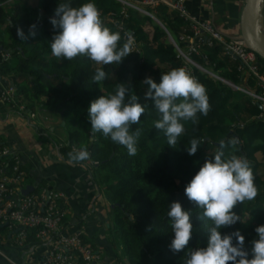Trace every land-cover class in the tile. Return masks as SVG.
<instances>
[{
	"label": "trees",
	"instance_id": "1",
	"mask_svg": "<svg viewBox=\"0 0 264 264\" xmlns=\"http://www.w3.org/2000/svg\"><path fill=\"white\" fill-rule=\"evenodd\" d=\"M60 2L67 0H0V24H6L8 37L7 43L0 42V45L16 58L14 71L24 81V86L19 84V93H23L29 110L62 113L65 119L71 116L75 119L72 123L76 122L79 130L68 128V141L61 148V154L70 160L68 154L73 149L86 148L90 153V160L83 162L95 172L97 185L101 191L105 190L108 202L113 205L114 219L109 229L112 228L120 236L124 245V258L114 251V255L109 257L120 264H185L193 249L206 247L208 229L214 225L211 221L199 219L203 209L194 207L188 201L185 188L204 162L214 157L220 142L223 140L227 145V141L233 138L239 142L235 147H225V158L235 154L249 161L258 195L253 201L238 204L233 211L241 217V221L220 231L223 235L239 230L245 237L246 249L250 250L251 242L258 238L255 228L264 225L262 103L242 96V100L236 101L237 92L195 69V79L207 89L210 111L206 116L198 115L195 123L186 122L185 133L176 147H170L164 133L154 127L158 114L152 103L144 100L147 86L142 83L147 77L159 83L162 73L184 67L167 31L150 16L140 15L133 8L128 7L127 12H123L115 0H70L73 7L94 3L104 26L120 33L121 46L130 39L133 52L121 63L106 66H97L86 57H77L72 61L58 59L52 55L50 46L58 29L53 28L50 18L55 15ZM36 10L43 11L42 17L35 16ZM147 11L156 13L176 42H180L184 34H193L189 23L168 7L159 6L157 10L148 7ZM143 21L152 25V36L144 30ZM33 25L36 35L21 41L17 29L23 28L28 34ZM256 56L259 71L264 76V60ZM194 58L235 85L244 84L245 76L239 71L240 62L224 55L220 43L215 41L212 47L206 44L201 55ZM98 67L103 68L107 78L96 83L92 77ZM120 83L130 84V94L137 95L139 102L146 106V113L132 128V131L139 128L141 132L135 156H129L125 147L113 143L102 133L91 134L88 119L90 103L101 95L114 94ZM247 84L256 88L258 95H263L264 90L258 86L256 76L252 75ZM192 138L200 141V147L195 155L190 156L186 146H190L188 142ZM176 201L190 211L194 227L189 245L174 254L169 248L174 233L167 212L170 203ZM246 215L249 219L243 222L242 218ZM84 242L90 245L86 234ZM233 243H236L235 238Z\"/></svg>",
	"mask_w": 264,
	"mask_h": 264
},
{
	"label": "clouds",
	"instance_id": "2",
	"mask_svg": "<svg viewBox=\"0 0 264 264\" xmlns=\"http://www.w3.org/2000/svg\"><path fill=\"white\" fill-rule=\"evenodd\" d=\"M50 23L58 29L50 41L52 55L58 59L72 61L86 57L97 65L106 66L121 63L133 52L132 41L128 39L121 46L120 33L104 26L101 13L92 2L79 7H73L70 0L60 2ZM34 28L35 25L28 34L23 28H18V38L27 41L29 36L34 37ZM106 78L107 73L100 67L92 77L96 83ZM142 83L147 86L144 100L150 101L158 114L154 127L164 133L170 147H176L185 133L186 122L195 123L198 115L206 116L210 111L206 87L183 67L162 73L159 83L151 77ZM130 91V84L120 83L114 94L101 95L93 100L88 108V119L93 136L102 133L113 143L125 147L129 156H135L141 132L139 128L135 131L132 128L139 124L146 113V106ZM238 142L233 138L227 141V145L235 147ZM188 143L190 146H186V151L193 156L200 147V141L192 138ZM227 145L223 140L220 142L214 157L204 162L185 188L188 201L203 209L199 219L211 221L214 225L208 229L207 246L193 249L185 264H264V225L255 228L258 238L251 242L250 250L246 249L245 237L239 230L223 235L220 231L241 221L233 211L238 204L253 201L258 195L249 161L235 154L225 158ZM68 155L76 163L90 158L86 148L73 149ZM167 217L174 233L169 248L174 254L180 253L193 236L192 216L176 201L170 203ZM152 227L149 226L150 229Z\"/></svg>",
	"mask_w": 264,
	"mask_h": 264
},
{
	"label": "built area",
	"instance_id": "3",
	"mask_svg": "<svg viewBox=\"0 0 264 264\" xmlns=\"http://www.w3.org/2000/svg\"><path fill=\"white\" fill-rule=\"evenodd\" d=\"M117 3L138 10L133 1L157 10L166 6L189 23L192 35L184 34L180 42L173 41L177 57L194 78L195 69L214 76L216 81L233 82L211 74L203 69L194 56L201 55L203 46L212 47L216 41L223 46L224 55L240 62L239 71H250L258 78V86L264 90V76L257 65V56L238 35L227 34L219 29L212 20H202L191 16L187 9V0H115ZM146 15H151L146 10ZM152 16V15H151ZM8 56V55H7ZM204 66V67H203ZM202 69V70H201ZM206 71V72H205ZM249 80V79H248ZM245 81V78H244ZM248 86V82H244ZM250 87V86H248ZM264 106V93L245 91ZM21 97L15 86H8L1 93V101L31 119L36 117L33 111L19 103ZM62 146V145H61ZM28 173L23 169L21 156L11 148L0 133V264H120L98 248L84 242L85 225L68 224L66 208L68 196L64 192L47 187L34 186L28 195L22 192ZM48 193L50 198H48ZM3 261V262H2Z\"/></svg>",
	"mask_w": 264,
	"mask_h": 264
},
{
	"label": "crops",
	"instance_id": "4",
	"mask_svg": "<svg viewBox=\"0 0 264 264\" xmlns=\"http://www.w3.org/2000/svg\"><path fill=\"white\" fill-rule=\"evenodd\" d=\"M244 3L245 0H187V9L191 16L212 20L223 32L238 35ZM149 25L152 27L150 23ZM5 30L6 24H0V42L3 44L7 43L8 38ZM12 58L10 51L0 45V133L4 141L21 156L23 169L28 173L29 183L26 181V185L42 186L45 183V187L67 194L69 198L66 208L69 215L66 222L73 225L83 223L86 237L92 240L108 259L113 260L114 258L109 257L114 255L113 248L109 241L105 240L107 207L110 203L100 202L103 192L96 183L95 172L87 163H76L62 156L61 145L63 148L68 141V132L61 133L56 129L66 125L62 113L50 114L41 111L45 114L44 120L50 121L49 125L42 127L41 124H36L35 127L33 122L30 123L28 116L19 111V107L11 108L1 101V93L6 87L13 85L19 92V84L24 86L23 79L14 71L16 61L10 63ZM18 94L21 97L19 103L28 107L27 103L23 102V93ZM50 130L59 132L57 136L61 145L53 149L48 158H44L41 154L42 144L38 142L37 137L48 138ZM109 226L110 224L108 229Z\"/></svg>",
	"mask_w": 264,
	"mask_h": 264
},
{
	"label": "rangeland",
	"instance_id": "5",
	"mask_svg": "<svg viewBox=\"0 0 264 264\" xmlns=\"http://www.w3.org/2000/svg\"><path fill=\"white\" fill-rule=\"evenodd\" d=\"M118 5V8L119 9H121L123 12H127V8H128V6H123V5H121V4H117ZM132 5H134V6H137L139 9L137 10L138 11V13L140 14V15H146V10H147V8L148 7H146V6H144L143 4H140L139 2H135V1H133V4ZM134 9V8H133ZM136 10V9H135ZM43 11H41V10H36V14H35V16H37V17H42V13ZM155 12H157V11H155ZM150 14L152 15H148V16H150L151 18L152 17H155L156 19H158L157 17H156V13H153V12H150ZM153 19V18H152ZM159 20V19H158ZM155 21V20H154ZM160 21V20H159ZM156 22V21H155ZM161 22V21H160ZM157 23V22H156ZM162 23V22H161ZM158 24V23H157ZM143 28H144V30L146 31V32H148L151 36L153 35V33H154V30H153V28L149 25V23L148 22H146V21H143ZM169 40H170V42L171 43H173V40L172 39H170L169 38ZM258 60V59H257ZM15 61H16V58L15 57H13L12 59H11V61H10V63H15ZM258 63V62H257ZM97 65V64H96ZM97 66H100V65H97ZM204 67V66H203ZM203 69H205L206 71H208V72H210L211 74L213 73V74H215L216 76H220V75H218V74H216L215 72H214V70L212 69V68H210V67H204ZM202 70V69H201ZM205 71V72H206ZM250 75V71H245V81L244 82H248V79H249V76ZM210 77H212V76H210ZM214 77V76H213ZM212 77V78H213ZM214 80H217V79H215L214 78ZM223 84H225V85H227V86H229L233 91H235V92H237L236 93V96H235V100L236 101H240V100H242L241 99V96L244 98V97H246V99H248V98H252V99H254L255 100V98L254 97H252V96H250L249 94H247L246 92H243L242 91V89H244L245 91L247 90V91H251V92H253L254 93V91H256V88H252V87H248L245 83L242 85V86H237V85H233V84H231L230 82H224V81H221ZM19 93V92H18ZM23 102H25V101H23ZM34 113L36 114V117L35 118H33V119H31V121L33 122V126H37L36 124H41L42 125V127H46V126H48L49 125V122L50 121H45L44 120V115L45 114H43L41 111H39L38 109H36L35 111H34ZM64 119V121L65 122H67L68 124H67V126L66 125H64V127H56V129H58V131L59 132H61V133H64L65 131H67L68 132V128H69V130H77L78 129V126H77V123L75 122L74 124L72 123V120H75L72 116L71 117H68V118H63ZM67 127V128H66ZM79 130V129H78ZM55 132V131H54ZM53 131H49V139L46 137V136H44V137H41V136H38L37 137V139H38V142L40 143L41 142V147H42V156L44 157V158H48V155H50L51 153H52V150L53 149H56L57 147H60V145H61V141L59 140V138H58V136H57V134L59 133V132H55L54 133ZM51 145V147H48L49 145ZM61 148H62V146H61ZM90 164H92V163H90ZM88 167L90 168V165H88ZM28 183H29V181H27ZM26 182V183H27ZM32 181H30V183H31ZM33 183V182H32ZM40 187H45V183L42 185V186H40ZM103 191V198L102 199H100V202L102 203V202H107L108 204H109V202H108V200H107V194H106V192H105V190H102ZM105 192V193H104ZM105 198V199H104ZM69 215V214H68ZM113 219H114V212H113V205H110V206H108L107 207V218H106V220L108 221V224H113ZM249 219V216H244L243 218H242V220H243V222H246L247 220ZM109 221H110V223H109ZM108 224L105 226V228L107 227V231H106V235H105V240H107V241H109V243L113 246V251L115 252V253H117L118 255H119V257L120 258H124L125 257V252H124V245H123V242H122V239L120 238V236H118L115 232H114V230L112 229H108ZM88 241H89V244L91 245V246H94L95 247V244L93 243V241L92 240H90V239H88ZM96 248H97V246H96Z\"/></svg>",
	"mask_w": 264,
	"mask_h": 264
},
{
	"label": "water",
	"instance_id": "6",
	"mask_svg": "<svg viewBox=\"0 0 264 264\" xmlns=\"http://www.w3.org/2000/svg\"><path fill=\"white\" fill-rule=\"evenodd\" d=\"M170 1L174 3L176 0ZM152 18L167 31L169 38L175 41L166 26L155 17ZM240 33V39L247 47L264 60V0H245L240 16ZM34 190V186H28L22 194L28 195ZM48 198H50L49 193Z\"/></svg>",
	"mask_w": 264,
	"mask_h": 264
}]
</instances>
